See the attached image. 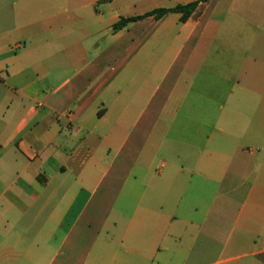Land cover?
<instances>
[{"label": "crops", "instance_id": "0c3cea01", "mask_svg": "<svg viewBox=\"0 0 264 264\" xmlns=\"http://www.w3.org/2000/svg\"><path fill=\"white\" fill-rule=\"evenodd\" d=\"M196 1L0 0V264H264V0L113 31Z\"/></svg>", "mask_w": 264, "mask_h": 264}, {"label": "trees", "instance_id": "16d2710c", "mask_svg": "<svg viewBox=\"0 0 264 264\" xmlns=\"http://www.w3.org/2000/svg\"><path fill=\"white\" fill-rule=\"evenodd\" d=\"M210 0H200V1H196L190 4H186V5H178L174 8L171 9H158V10H154L148 14H146L145 16H141V17H133V18H127V19H121L118 23H116L113 27V31L114 32H118L122 29H124L125 27H127L130 23L132 22H136L139 21L141 19H144L146 17H153L156 20H162L165 17H167L168 15L172 14V13H177V14H181V22L182 23H186L199 9V6L201 3H205L208 2Z\"/></svg>", "mask_w": 264, "mask_h": 264}, {"label": "rangeland", "instance_id": "374dc122", "mask_svg": "<svg viewBox=\"0 0 264 264\" xmlns=\"http://www.w3.org/2000/svg\"><path fill=\"white\" fill-rule=\"evenodd\" d=\"M90 212L92 211V210H89ZM48 211H45L43 214H42V216H41V220H42V224H41V228H44V220H46V218L48 217ZM95 216V217H100V216H104V217H110L112 214H111V209L110 208H106V209H103V210H94V212H93V214L92 215H90V213L88 214V216L89 217H91V216ZM95 234V233H94ZM63 237H64V234H63V232L62 231H56V233H55V239H53L52 241H51V248H53L54 246L55 247H59V245H60V242L62 241V239H63ZM94 237V236H93ZM89 238L92 240V237L91 236H89ZM43 239H45V236H43L42 237V242H43ZM90 243H92L90 240H87L86 242H84V246L83 247H88L89 245H90ZM83 247H81V248H79V249H84ZM55 250H56V248H55Z\"/></svg>", "mask_w": 264, "mask_h": 264}]
</instances>
